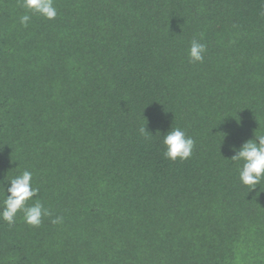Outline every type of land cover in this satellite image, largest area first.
<instances>
[{
	"label": "trees",
	"instance_id": "obj_1",
	"mask_svg": "<svg viewBox=\"0 0 264 264\" xmlns=\"http://www.w3.org/2000/svg\"><path fill=\"white\" fill-rule=\"evenodd\" d=\"M54 4L0 0V210L28 170L52 213L0 219V264H264V182L231 161L264 135V0Z\"/></svg>",
	"mask_w": 264,
	"mask_h": 264
},
{
	"label": "clouds",
	"instance_id": "obj_2",
	"mask_svg": "<svg viewBox=\"0 0 264 264\" xmlns=\"http://www.w3.org/2000/svg\"><path fill=\"white\" fill-rule=\"evenodd\" d=\"M22 6L33 14H40L48 20H54L58 15L54 0H22ZM30 20L31 16L27 13L20 17V23L25 27L28 26ZM206 52L207 46L204 43L196 39L191 41L189 58L193 63H202ZM140 132L143 134L146 129L142 127ZM163 137L165 146L163 155L166 159L176 161L191 157L195 141L185 131L179 127H173ZM255 137V140L245 142L240 149H234L235 154L231 158L233 162H243L239 177L242 184L252 190L264 182V135L255 133ZM32 180V172L24 170L9 181L10 187L7 188V195L3 199L0 219L10 226L15 224L19 213H23L24 221L34 227L40 226L44 217L52 215L39 199L29 204V201L39 195V189L33 186ZM62 221L63 217H57L52 220V223L59 224Z\"/></svg>",
	"mask_w": 264,
	"mask_h": 264
}]
</instances>
